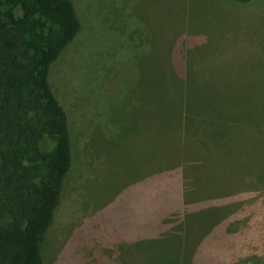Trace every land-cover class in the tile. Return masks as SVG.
Masks as SVG:
<instances>
[{"label": "rangeland", "instance_id": "1", "mask_svg": "<svg viewBox=\"0 0 264 264\" xmlns=\"http://www.w3.org/2000/svg\"><path fill=\"white\" fill-rule=\"evenodd\" d=\"M70 2L80 30L48 84L73 166L42 264H264V0ZM168 81L183 95L153 97ZM207 108L227 134L210 163L190 150ZM250 114L240 147L228 119Z\"/></svg>", "mask_w": 264, "mask_h": 264}, {"label": "trees", "instance_id": "2", "mask_svg": "<svg viewBox=\"0 0 264 264\" xmlns=\"http://www.w3.org/2000/svg\"><path fill=\"white\" fill-rule=\"evenodd\" d=\"M79 30L70 0H0V264H42L41 237L73 166L67 117L48 75ZM177 83L168 81L163 92L149 91L159 100L167 93L181 97L180 84L179 91L174 88ZM174 100L180 103L181 98ZM207 110L197 117L208 126L194 128L201 140L190 148L198 156L216 155L227 147L221 145L227 134L210 132L215 115ZM221 112L226 120L225 109ZM250 115L228 119L231 139L240 147L245 134L251 138L260 128L258 117ZM202 128L208 132L203 141ZM176 135L172 131L164 137L175 140ZM176 139L183 141V132ZM209 158L213 162V156Z\"/></svg>", "mask_w": 264, "mask_h": 264}]
</instances>
